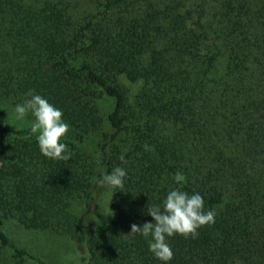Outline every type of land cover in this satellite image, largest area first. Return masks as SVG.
<instances>
[{
    "label": "trees",
    "instance_id": "1",
    "mask_svg": "<svg viewBox=\"0 0 264 264\" xmlns=\"http://www.w3.org/2000/svg\"><path fill=\"white\" fill-rule=\"evenodd\" d=\"M88 2L78 25L64 0H0V97L35 90L75 131L59 160L0 122V264L6 252L44 264L5 233L10 219L84 245L87 264H162L129 233L152 222L177 171L217 215L194 238H169V264H264V0L214 12L207 0ZM124 80L140 84L132 99ZM96 133L98 154L85 148ZM116 166L124 188L97 185ZM103 191L118 198L108 223L90 217Z\"/></svg>",
    "mask_w": 264,
    "mask_h": 264
},
{
    "label": "clouds",
    "instance_id": "2",
    "mask_svg": "<svg viewBox=\"0 0 264 264\" xmlns=\"http://www.w3.org/2000/svg\"><path fill=\"white\" fill-rule=\"evenodd\" d=\"M26 99L13 106L16 120H25L31 114L34 119L28 121L30 132L36 135V141L42 155L51 159L69 160L73 155L64 142L69 123L63 119V110L49 99L30 89ZM120 159L123 161L124 156ZM127 170L116 166L110 172L101 173L96 179L97 185L108 189H123ZM177 187L167 191L162 203L149 205L148 214L152 222L142 225L133 223L129 234H140L147 239L148 250L162 262L169 264L173 258V250L169 238L174 235L185 237L198 235V229L215 222L217 211L206 208L204 197L199 192L189 193L183 190L187 177L181 171L173 176ZM150 237V239H149Z\"/></svg>",
    "mask_w": 264,
    "mask_h": 264
},
{
    "label": "rangeland",
    "instance_id": "3",
    "mask_svg": "<svg viewBox=\"0 0 264 264\" xmlns=\"http://www.w3.org/2000/svg\"><path fill=\"white\" fill-rule=\"evenodd\" d=\"M207 11L214 12L219 10L221 0H207ZM67 3V8L71 12L72 20L76 24H80L85 17L94 9V5L88 0H64ZM195 6L194 9L199 8L203 0H191ZM124 88L128 96L132 99L135 97L140 89V84H133L129 81H123ZM19 103L15 99H7L0 97V122L8 128L15 129H30L28 121L34 119L29 115L25 120H16L13 112L14 104ZM102 112H107L111 108L108 102H101ZM72 126L64 139L74 140L75 133ZM103 138L102 134H94L85 142V148L94 154L99 153V145ZM117 195L112 191H103L98 194V197L93 201L95 211L90 215L100 223H108L115 211L117 210ZM97 203L99 205H97ZM3 230L7 235L20 247L27 250L34 257L39 258L44 264H87L88 252L84 245H79L75 241L57 235L49 231L31 230L23 227L17 220L10 219L3 224ZM5 257L11 264H21L9 252L5 253ZM8 262V263H9ZM23 264H39L33 260H25Z\"/></svg>",
    "mask_w": 264,
    "mask_h": 264
}]
</instances>
